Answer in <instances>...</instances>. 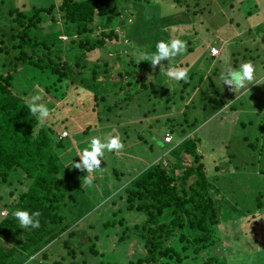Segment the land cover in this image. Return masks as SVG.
Returning a JSON list of instances; mask_svg holds the SVG:
<instances>
[{
  "label": "rangeland",
  "instance_id": "374dc122",
  "mask_svg": "<svg viewBox=\"0 0 264 264\" xmlns=\"http://www.w3.org/2000/svg\"><path fill=\"white\" fill-rule=\"evenodd\" d=\"M133 1L111 0V27L120 38L107 40L102 48L82 53L76 45L78 37H73V44L69 43L66 36H62L65 50L62 57L67 63L72 64L78 55L84 54L90 63L107 62L114 67L106 65L98 73V78L105 86V102L93 100V90L95 91L96 86L90 87L88 81L80 83L79 76L74 75V81L68 87L62 84L66 91L65 97H72L78 106L79 116L69 117L62 103L64 101L58 99L54 92L45 91L44 85H39L38 73L33 72L34 78H38L37 81H31L30 84L28 81L23 86L22 82L27 79L28 71L20 67L16 60V50L11 48V31L4 26L9 24L12 18L9 12L13 13L16 8L46 7L51 2L57 3V0H0V32L3 33H0V74L11 70L13 74L19 68L15 80L13 79V86L22 90L26 85L29 86L28 100L33 95H41V102L47 101V104L52 106L54 114L51 119L58 123L56 131L66 126L61 130L63 132H60L62 135L57 134V138L63 136L72 143L73 152L67 146L64 149L68 151L62 154L64 159L68 158L70 161V169H74L72 161L79 162L77 153L88 146L92 137L107 138L118 135L124 143L120 152H105L101 170L87 174L86 170L78 169L74 174V179L86 186L84 194L87 197L83 200L89 203L90 208L86 207L89 209L88 214L73 223L72 228L86 231V235L93 240L97 236L98 251V255L91 254L85 241L75 251V260L77 264H133L138 256L143 254V243L133 236V225L141 224L144 214L126 210L123 188L134 175L152 162L161 160L162 165L166 167L170 164L168 149L161 145V139L164 132L174 125L178 128L173 134L174 143L184 136L179 125H184L181 113L185 110L187 118L194 119V127H197L195 131L192 129L191 133L187 132L186 136L198 138V152L202 154L206 173L213 181L212 188L219 187L222 191L216 192L217 189H214L213 198L218 211H222L224 217L227 212L235 214V218L231 217L233 215H226V218L219 216L218 234L220 244L224 246L222 253L227 257L228 264H264V84H252L250 91L247 89L238 94L239 91L235 92L223 85L220 78L229 67L238 68L243 62L250 61L249 59L255 61L257 55L262 57V53L254 54V49L245 51L244 48L248 50L245 40L248 32L245 34V30H252L254 27L251 24L259 22L257 30L264 31V0H141V18L148 20L149 17H155L160 26L166 25L164 31L167 33L156 29L165 41L178 37L187 42L188 47L184 54L178 55L170 63L167 60L162 62L164 72H160L159 66L155 71L152 68L146 70L143 67L144 61L138 59L143 49L151 45V39L154 42V38L148 37L147 34L140 38L135 35L126 42V37L122 35L128 28H133L137 23L136 18H139L140 3ZM44 18L48 23L49 16L45 14ZM173 20L176 21L175 24H172ZM132 22V25H128ZM96 24L97 22H94V25ZM125 25L128 27L124 30ZM61 26L58 21L56 28L61 29ZM237 31L243 32L245 36L237 37ZM233 35L234 37L225 43L228 48L232 47L231 51H234L236 56L239 53V58H245V61L237 59L238 64L235 67L232 65L231 53L230 60L229 55L224 59L225 55L221 50L218 57H212L209 53L210 47L220 48L223 40ZM3 37L5 39H1ZM256 46L262 44L256 43ZM117 54L122 56L121 64L117 62ZM168 67L190 69L189 74L193 73L191 82L199 83L202 77L200 90L195 91L192 86L184 87L183 81L170 79L166 75ZM117 72H120L121 76ZM263 74L264 71L256 79L264 80ZM131 78L134 82L129 88L125 84ZM209 78L213 83L212 88L209 87ZM114 84H117V88H113ZM151 85L153 89L150 90ZM120 86L122 88H119ZM212 98L216 104L204 108L207 99ZM145 112L147 113L143 115ZM63 115L67 121L61 118ZM88 124L91 128L85 131ZM64 131L68 136L63 135ZM243 137H248V140L254 143L255 149L248 147ZM230 154H234V157ZM188 156L185 155V158L189 160L191 157ZM86 174L91 175V184L84 182ZM16 186L17 184H14L13 187ZM17 196L18 192L9 195L6 187L2 186L0 210L5 207L4 204L14 202ZM221 202L223 206H220ZM75 209L64 214L70 215L69 218L76 221L78 216L74 214ZM113 212L115 216L112 215ZM1 214L2 211L0 219ZM120 217L125 219L123 225L104 227L105 220L111 221ZM259 217L261 218L257 219ZM126 226L129 227L128 235L120 239ZM45 250L48 253L47 259L38 254L30 257L24 264H50L53 259L58 260L62 256L66 260L63 264H70L74 259L62 245L60 237L51 242ZM197 258L202 261L201 257ZM192 260L184 264H195Z\"/></svg>",
  "mask_w": 264,
  "mask_h": 264
},
{
  "label": "trees",
  "instance_id": "16d2710c",
  "mask_svg": "<svg viewBox=\"0 0 264 264\" xmlns=\"http://www.w3.org/2000/svg\"><path fill=\"white\" fill-rule=\"evenodd\" d=\"M140 1H133L140 3L136 25L127 30L125 28L128 26L125 25L122 35L126 37V42L135 35L140 38L147 34L154 38L155 44L151 39V45L143 49V53H152L156 50V43L165 39L157 30L167 33L164 31L166 25L160 26L155 17L142 19L143 5ZM110 8L111 0H57V3L51 2L46 7L16 8L13 13L9 12L12 18L4 26L11 31V48L17 51L15 58L20 67L28 71L27 79L22 82L23 86L28 81L29 84L37 81L33 72L38 73L39 85H44L45 91L54 92L58 99L64 101L62 103L69 117L79 116L78 106L72 97H65L66 91L62 84L68 87L74 81V75L80 77V83L88 81L90 87L96 86L95 91L92 88L93 100L105 102V86L98 78V73L102 67L109 65L114 68L113 65L100 61L90 63L84 54L78 55L72 64L67 63L62 57L65 52L62 36H66L69 43L73 44V37H78L76 45L82 53L104 47L107 40L119 37L111 27L113 15ZM45 14L49 16L48 23L44 18ZM58 21L62 25L61 29L56 28ZM94 22L97 24L94 25ZM172 22L176 23L174 20ZM161 23L164 24L163 21ZM153 29L155 30L151 33ZM0 33L3 35L2 31ZM117 58L118 64H121L122 56L117 54ZM143 67L149 70L150 62L144 61ZM11 72L0 74V188L5 186L9 195L16 191L18 196L14 202L4 204L5 207L0 210L7 213L1 214L0 219V264H24L30 257L38 254L47 259L45 249L59 237L62 245L74 258L69 263L77 264L75 251L85 241L91 254L98 255V251L97 236L93 240L86 235V231L72 228L73 223L88 214L89 209L86 207L90 208L89 203L83 200L87 197L84 194L86 186L74 179L78 169L71 170L70 161L62 155L68 151L64 149L67 146L73 152L72 143L63 136L57 138V134H61L66 126L56 131L58 123L51 119L54 111L47 101L44 104L50 109V116L45 124L39 126L37 117L32 116L28 110L29 86L26 85L23 90L13 86L16 72L13 73L14 76ZM117 74L121 76L120 72ZM192 78L193 73L189 74L190 82L183 81L184 87L192 86L195 91L200 90L202 77L199 83L191 82ZM48 80L51 81L48 83ZM133 82L132 78L128 79L125 85L130 88ZM212 84L211 80L210 88ZM114 87L117 88V84ZM207 101L204 108L216 104L213 98ZM190 102H193L192 98ZM216 112L217 110L214 111ZM181 114L184 125L180 123L179 126L184 136L174 143L173 134L178 129L174 125L167 130L172 136L171 142L161 139V145L168 149L170 164L166 167L161 160L152 162L134 175L123 188L126 210L144 214L142 223L133 225V236L140 239L144 247L143 254L133 264H184L190 259L195 264H228L227 257L222 253L224 246L220 244L218 234L219 216L226 218V215H233L231 217L235 218V214L227 212L224 217L222 211H218L213 198V181L206 173L202 154L198 152L199 140L191 135L186 136L187 132L191 133L190 130L197 129L194 127L195 120L188 119L185 110ZM61 118L68 120L64 115ZM90 128L89 124L86 125L85 131ZM243 141L248 147L255 149L248 137H243ZM185 155L191 158L188 160ZM230 155L234 157V154ZM14 184L17 186L13 187ZM216 189V192L221 191L219 187ZM223 205L221 202L220 206ZM74 208V214L78 216L76 221L64 214L74 211ZM16 209L28 210L30 213L38 210L41 213L40 227L21 228L19 221L13 216ZM112 215L115 216V212ZM124 221V217L105 220L104 227L123 225ZM128 228H124L120 239L128 235ZM197 257H201L202 261ZM63 261L66 260L62 256L58 260L53 259L50 264H63Z\"/></svg>",
  "mask_w": 264,
  "mask_h": 264
},
{
  "label": "clouds",
  "instance_id": "9594fccd",
  "mask_svg": "<svg viewBox=\"0 0 264 264\" xmlns=\"http://www.w3.org/2000/svg\"><path fill=\"white\" fill-rule=\"evenodd\" d=\"M187 42L177 38H172L170 41L160 40L155 45V52L141 53L138 57L139 61H148L153 71L159 66L160 72L165 71L163 61H172L178 55H182L187 51ZM213 53L216 50L213 49ZM256 67L251 61L240 64L238 68L229 67L225 74L221 75L223 85H227L229 89L237 92L240 89L248 88L250 84H264V80L256 79ZM166 75L175 81H185L189 79V69L184 67H168ZM223 90V89H221ZM250 91V90H249ZM41 95H33L27 102L28 110L32 116L37 117L41 124H44L50 116V109L41 102ZM68 136L67 132L63 133ZM166 140H171L170 136L165 137ZM124 148V143L120 136L111 135L107 138L99 136L92 137L88 146L77 155L80 157L79 162L72 161V167L79 170H86L87 174L101 170V163L104 160L105 152H120ZM85 176V183L91 184V175ZM7 215V213H2ZM41 213L37 210L29 212L28 210L16 209L13 216L19 221L21 228H39ZM261 217L257 218L260 219Z\"/></svg>",
  "mask_w": 264,
  "mask_h": 264
},
{
  "label": "crops",
  "instance_id": "0c3cea01",
  "mask_svg": "<svg viewBox=\"0 0 264 264\" xmlns=\"http://www.w3.org/2000/svg\"><path fill=\"white\" fill-rule=\"evenodd\" d=\"M264 19V18H263ZM254 28L251 30H245V34L246 35V43L248 44V50L246 48H244L245 51H250L251 49H254V54H258V53H262V57H259V55H257L258 58H256V60H251L249 59L254 65H256V77H258L260 74H262V71H264V31H258L257 30V25H259V22L253 23L251 24ZM245 34L243 35V32L241 33V31H237L236 35L237 37H239L240 35L245 36ZM261 35H263L261 37ZM234 37V35L232 37H230L229 39L223 40L220 50L221 53L224 52L225 58L226 59L229 55V60L231 59V54L233 55V63L232 65L235 67L237 66L238 62L237 59H241L242 61H245L243 57L239 58V53H237L238 56H236V53L234 51H231L232 47L228 48L229 46L225 43L228 40L232 39ZM256 43L262 44V46H256ZM231 53V54H230ZM220 54V51H219ZM219 56V55H218ZM218 56H212V57H218ZM228 60V62H229ZM224 62H226V60H224ZM246 62V61H245ZM227 63V62H226ZM244 63V62H243ZM190 70V69H189ZM264 75V74H263ZM223 82V81H222ZM252 84H250L248 86V88L251 86ZM247 90V88L245 89H240L238 90V94H241L243 92H245Z\"/></svg>",
  "mask_w": 264,
  "mask_h": 264
},
{
  "label": "built area",
  "instance_id": "2783aa9c",
  "mask_svg": "<svg viewBox=\"0 0 264 264\" xmlns=\"http://www.w3.org/2000/svg\"><path fill=\"white\" fill-rule=\"evenodd\" d=\"M213 49L216 50V53H215V54L213 53ZM219 51H220V48L215 47V46H212V47H210V49H209V53H210L211 56H218V55H219ZM61 135H62V134H61ZM167 136H170V137H171V140H172V136H171V134L167 131V132L164 133V135H163V137H162L163 140H164V142H171V140L169 141V140H166V139H165V137H167ZM3 213H5V212H3Z\"/></svg>",
  "mask_w": 264,
  "mask_h": 264
}]
</instances>
